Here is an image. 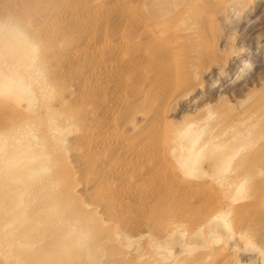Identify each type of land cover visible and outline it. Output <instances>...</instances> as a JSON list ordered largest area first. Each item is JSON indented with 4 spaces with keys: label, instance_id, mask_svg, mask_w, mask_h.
<instances>
[{
    "label": "rangeland",
    "instance_id": "1",
    "mask_svg": "<svg viewBox=\"0 0 264 264\" xmlns=\"http://www.w3.org/2000/svg\"><path fill=\"white\" fill-rule=\"evenodd\" d=\"M233 4L0 0V264H264V109L229 126L264 0Z\"/></svg>",
    "mask_w": 264,
    "mask_h": 264
},
{
    "label": "bare ground",
    "instance_id": "2",
    "mask_svg": "<svg viewBox=\"0 0 264 264\" xmlns=\"http://www.w3.org/2000/svg\"><path fill=\"white\" fill-rule=\"evenodd\" d=\"M223 1H226V2H228V3H231V4H233V3H235V2H237V1H239V0H223ZM230 6V5H229ZM233 6H234V4H233ZM186 15V12H184V10L183 11H179V12H177V13H174V15L168 20V21H166V22H164V23H157V24H154L153 25V28H155V29H158L159 30V32H160V35L161 34H163V35H165L168 39H169V41H171L172 43H174L175 45H177V46H179V45H181V47H182V44H180V38H178V39H175V38H172L175 34V32H174V27H175V25H173V20L174 19H176V18H178V17H181L182 15L183 16H185ZM177 30V29H176ZM178 31V30H177ZM177 33V32H176ZM162 35V36H163ZM161 36V37H162ZM151 41H156L158 38L156 37V36H152L151 38ZM168 41V40H167ZM171 42H169V43H171ZM182 43V42H181ZM174 44L172 45V46H174ZM176 48V47H175ZM176 49H178L179 50V47L178 48H176ZM181 49V48H180ZM180 53H179V51H177L176 53H171L170 54V60H171V62L173 63V65H174V67H173V70L175 71V72H177V71H179V70H181V64H180V55H179ZM242 72V71H241ZM241 72H239L237 75H234L233 77H232V81H231V83H229V84H234V83H236V82H238L239 80H240V76H241ZM220 74L222 75V76H226V75H228V73H227V71H226V69H225V67H222L221 68V70H220ZM243 75V74H242ZM178 83V82H177ZM175 84V83H174ZM2 106H4V105H2ZM4 108H5V106H4ZM264 109V103H262V104H260V106L258 105V106H256V107H249V108H247V109H245L244 111H242L240 114H238L236 117H235V122H233L232 124H229V126H231V128H234L235 129V127H237V126H242L243 127V129H240V130H244V128L247 126V124L250 122V118L252 117V115L254 114V112H256V111H254V109H259V110H261V109ZM250 124V123H249ZM230 128V127H229ZM241 128V127H240ZM236 130V129H235ZM234 130V131H235ZM237 130H239L238 129V127H237ZM236 130V131H237ZM205 132V131H204ZM182 133H183V135L185 136V135H188L189 134V136H190V138L188 139H184L183 141H181V142H194V145H196L195 144V142H200V140L202 139L200 136H201V133H199V134H197V132H195V133H191V130H190V128H187V129H185V130H183L182 131ZM196 134V135H195ZM183 136V137H184ZM192 138V139H191ZM205 142H209V141H205ZM192 145H193V143H192ZM247 157V156H246ZM245 157V158H246ZM245 158H243V159H245ZM247 159V158H246ZM249 160V159H248ZM247 160V161H248ZM191 173V172H190ZM193 174V173H192ZM192 174H189L190 176H192ZM188 175V176H189ZM186 177V176H185ZM187 179V178H186ZM185 180V179H184ZM187 181V180H186ZM190 181V180H189ZM188 181V182H189ZM212 182V181H211ZM217 182V181H216ZM209 183V182H208ZM211 184V183H210ZM209 184V185H210ZM212 184H213V182H212ZM214 184H216V183H214ZM212 186H214V185H212ZM214 242V241H213ZM127 245V244H126ZM126 247H128V245L126 246ZM130 247V246H129ZM217 247V246H216ZM220 247V246H219ZM185 248H187V247H185ZM129 249V248H128ZM190 249V248H189ZM183 250H185V249H182L181 251H183ZM187 250V249H186ZM221 250V249H220ZM225 250V249H224ZM180 251V252H181ZM187 251H189V250H187ZM221 251H223V250H221ZM160 252V251H159ZM187 253V252H186ZM160 254V253H159ZM180 254H182V253H180ZM216 254V253H215ZM219 254H220V252H219ZM214 255V254H213ZM152 256H154L153 254H152ZM152 256H151V258H152ZM155 256H156V253H155ZM159 256V255H158ZM160 256H161V254H160ZM183 256V255H182ZM202 256V255H201ZM217 256V255H216ZM215 256V257H216ZM157 257V256H156ZM156 257L155 258H153L152 260H150L152 263H157L156 261H157V259L159 258V257H157V259H156ZM198 257V256H197ZM212 257V256H211ZM150 258V259H151ZM196 258V257H195ZM195 258H193L194 260H196ZM207 258H210V257H207ZM149 259V258H148ZM183 259V258H182ZM210 259H213V258H210ZM147 260V259H146ZM160 260V259H159ZM161 260H163V259H161ZM209 260V259H208ZM148 261V260H147ZM149 261V262H150ZM193 261V260H192ZM211 261V260H210ZM214 261V260H213ZM181 262V261H180ZM180 262H178V264H181ZM183 262V261H182ZM190 262V261H189ZM188 262V263H189ZM151 263V264H152ZM184 263V262H183ZM191 263V262H190ZM177 264V263H176Z\"/></svg>",
    "mask_w": 264,
    "mask_h": 264
}]
</instances>
